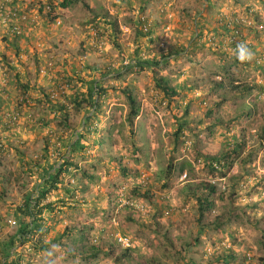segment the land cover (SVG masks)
Wrapping results in <instances>:
<instances>
[{
	"label": "rangeland",
	"instance_id": "1",
	"mask_svg": "<svg viewBox=\"0 0 264 264\" xmlns=\"http://www.w3.org/2000/svg\"><path fill=\"white\" fill-rule=\"evenodd\" d=\"M47 1L16 0L19 8L31 9L37 17L29 27L34 28L31 40L36 45L30 42L27 46L34 47L21 53L25 63L10 64L13 55L18 60L22 56L17 58L13 39L5 38L0 26V44L5 47L0 62L9 77L8 85L0 87V264L15 258L30 264H216L204 251L212 241L233 243L238 254L249 251L253 264H259L264 258V139L259 135L264 94L257 89L245 94L241 86L253 83L254 64L248 62L244 71L231 69L228 63L234 54L226 44L230 39L215 40L203 17L212 10L228 18L242 17L249 26L241 28L242 35L249 41L247 35L257 30L251 49L264 55V22L246 13L250 1L264 20V0H83L88 7L81 0L65 7L59 5L63 0H51L56 5L53 12ZM103 13L117 21L118 34L107 26L102 29L109 33H94L93 15ZM139 18L145 19L142 26ZM106 63L113 71L102 77ZM15 70L21 71L19 79L12 74ZM159 78H166L176 94L164 97L156 85ZM94 79L104 90L95 109L90 105L95 96H87ZM257 84L264 85V78ZM60 85L62 92L51 98L50 91ZM125 87L139 106L136 117L129 114ZM74 92L85 94L87 100L81 110L71 112L66 128L60 122L64 112L59 104ZM86 119L95 127L90 133L85 132ZM232 134L237 140L244 135L245 151L226 169L225 177L212 176L206 157L224 153ZM56 136L62 137L59 150L73 165L43 200L51 202L52 209L43 212L40 229L9 248L8 259H3L10 236L19 235L33 218L17 214V207L37 196L45 169L54 173L63 159L55 155L54 145L46 148ZM76 140L82 148H71ZM251 150L258 152L253 167L243 166L238 160ZM36 158L39 167L30 169ZM203 181L214 183L216 192L213 209L202 222L214 224L220 216L221 224H206L200 231L196 200L185 187ZM222 192L228 193L222 198ZM130 200L142 203L143 211L130 207ZM66 226L73 230L60 237ZM117 235L127 237L129 245L116 241ZM108 244L114 247L111 254ZM92 246L100 249L96 257L77 255ZM120 256L122 261L116 260Z\"/></svg>",
	"mask_w": 264,
	"mask_h": 264
},
{
	"label": "trees",
	"instance_id": "2",
	"mask_svg": "<svg viewBox=\"0 0 264 264\" xmlns=\"http://www.w3.org/2000/svg\"><path fill=\"white\" fill-rule=\"evenodd\" d=\"M81 1L83 2L84 6L88 7L87 2H84L83 0H81ZM235 1L237 2L239 0H235ZM71 2H72V0H63L59 5L65 7L67 5H70ZM47 4L49 5L48 8L50 7L51 8L50 10L53 12V10L56 8V5L54 4V2L51 0H48ZM6 5L10 6L11 8H17L18 9V12H17L18 16H20V13L21 14L25 13L27 15V18H28L27 20H23V21L18 19L17 22H15L16 25L23 28L24 32L21 33V35L16 34L15 31H6V34L4 36L7 39H10V40L13 39L12 46H14L13 48H14L15 54H16L17 58H18V56H20V58H21V56L23 55L21 53H25V52H24L23 47L21 46V43L18 40L22 37H25L26 33H28L29 35L32 33L33 30H32V28L29 29V27H31V25H34L35 21L31 23L30 20H31V18L33 20V19H36L37 17H36V14H34L31 11V9L24 10L21 7L19 8V6L16 5V0L7 1ZM252 8H253V4L250 1H247L246 13L251 14V15H255L253 20H255L258 23H263L264 20H260L259 16L257 15V12L255 11V9H252ZM29 11H31V12H29ZM212 12L214 14H211ZM211 13L209 16H205L203 18L205 19V22L209 26L210 25L212 26L213 31H214L213 38H215V40L217 39L219 41L220 40L224 41V39L229 38L230 42L229 41L228 42L225 41V42H226V44L230 45L231 49H233V50L236 48V45L241 41L246 42L247 45L249 46V48H252L253 42L257 38V35H256L257 30L252 29L253 31H251L249 33V35H247L248 39H249V41H247L246 36L244 37L242 35L241 28L243 26L244 27H249V26L246 25V22L244 21V19L242 17H239L236 14H233L232 18L231 17L228 18V14H223L219 10H216V11L212 10ZM48 16L52 20L55 17V16H52L51 13H49ZM109 17H112V16L109 15L108 13H103L101 16H96V14L93 15L92 26H93L94 33L99 34V35L107 33L108 32V30H106L107 27L111 31H114L117 34L120 32V29L118 28L117 21L115 19H110ZM144 20H145L144 18L138 19V22L141 23V26H142V24H144ZM102 22L104 24H102ZM10 23L11 22H9L8 24H10ZM229 23H231L232 26ZM102 27H106V28L102 29ZM220 27L223 29L222 31H224L225 28H228V29H225L226 31L222 32V31H220V29H218ZM139 31L141 32L140 28H139ZM228 31H229V33H228ZM147 32H146V34H149L151 32V29L148 33ZM222 33L223 34L228 33V34H226V36H223ZM27 38H30V37L29 36L25 37V39H27ZM220 38H222V39H220ZM10 48H11V46L8 49H10ZM84 51H85V48H84V45L82 44L81 53L83 54ZM27 53H28V51H27ZM167 54L170 55V52H168ZM259 56L264 57L263 54H259L256 52L255 57H259ZM32 57H34V59L38 58L37 55H33ZM231 57H233L232 58L233 60H231L230 63H228V65H229V67L231 66V69H234L235 72H238L240 70L244 71L243 68H247L248 66H250L248 64V62L241 63L236 58L235 55H231ZM17 61L20 62V60H18V59H17ZM64 61H66V60H64ZM79 61L83 66L84 65L83 60H79ZM251 62L254 64L255 70H257L256 71L257 73L251 79L253 81L252 84H244L241 87L246 90L245 94H248L255 89H257L258 92H260V94H264V85L263 84H261V85L257 84L258 81H260L261 79L264 78V60H255L254 59ZM82 66L80 65L79 67H82ZM234 66H236V69L233 68ZM239 67H241V68H239ZM10 68H12V66ZM112 68H113L112 64L106 63L104 65L105 73L101 74L102 77L105 74H107V73L109 74L110 72H112L113 71ZM5 73H6V80H7L6 86H7L9 83L8 82L9 77H8L7 70H5ZM15 76H17L18 79L21 77L20 74H15ZM230 79H231V81H233L232 77H230ZM64 83L67 84V83H69V81L65 79ZM156 85L162 91L163 96L166 98H171L173 95L176 94V90L168 84V80L166 78H159L158 83H156ZM215 85L216 86H222V83L219 81H216ZM22 87L25 88L26 86L23 84ZM103 91L104 90L99 85V82H96L95 79L92 80V84L89 86V88L87 90L88 98H93V96H95L93 102L90 104L91 108L94 107V109H95L96 106H98V104L101 101V95H103L102 94ZM123 92L125 93L126 98L130 104L129 114L132 117H136L139 113V106L136 103L135 97L131 94L132 92L129 91L128 88H126V87L123 88ZM48 95L49 94L44 95V96H46V98H48V100H49L50 97ZM25 99H26V97H22L21 101L22 100L24 101ZM86 100H87V98L85 97V94L74 92L73 95L69 96L68 100H65V102H62L59 104L60 110H62L64 112L63 119L60 122L63 123L66 128L70 127V121L69 120L71 117V112L72 111L78 112L79 110H81L82 109V103ZM50 101H52V100H50ZM1 103H2V100L0 99V104ZM21 105H22L21 102H17V104H16L17 107H21ZM88 119H89V117H88ZM88 119H86L84 121V124L86 123V121H88ZM130 123H131V119H130ZM215 123H221V121L216 119ZM85 126H86V129H85L86 133H90V130L92 131L93 128H95L90 123H86ZM77 135H78L79 140L81 139V137H83L82 133L77 134ZM259 135L264 139V126H263L262 130L260 131ZM232 136H231V138L226 139L227 150L224 153H222L221 155H218L219 157L218 156L206 157V159L210 160V162L206 164V167L208 168V171L212 176H214L215 174L216 175L220 174L219 177H225L226 171H227L226 169L232 166L233 162L236 161L240 157V154L244 153L245 146H246L244 135L240 134L238 140L236 138H234L235 136L237 137V135L232 134ZM79 140H76L74 145L71 146V148H75V147L82 148L83 145L79 142ZM231 140H233L234 142H232ZM63 142L64 141H63L61 136H56L53 143L47 142L46 148L48 147V145L52 146V147L54 145L53 151L56 150L55 155L56 156L59 155V157H61L63 159L61 162H59V166L57 168H55L54 173H49L45 169V174L42 176L44 178V181L40 186L42 190H39V189L37 190V196H35L33 199H31L32 197L29 196L28 198L23 200V202L19 205V207H17V214H21L22 217L28 216V217H33V218L28 220V222L25 224V228H21L19 230V235L14 234V235L10 236V238L8 239V246L9 247L7 248V251H6L5 255L3 256V259H5V258L8 259L7 257L9 256L8 255L9 248H13V247L15 248L16 246L21 245L24 241L29 240V238L32 237L33 234L37 230L40 229V227L42 225V221L44 220V218L42 216L43 212L45 210H51L52 209V203L51 202H47L44 204L42 202L46 197H48V191L52 188L57 187V183H59L61 181V176L64 175L65 173H69V169L73 165L72 161L66 159L65 154H63V152L59 150V146H61ZM262 146H264V141L262 142ZM0 150L3 151V144L1 142V139H0ZM257 153L258 152H254V150H251V151L247 152V154H245V159L240 158V160H238V161H243V166L249 165V167H253L252 162L256 159ZM229 158H231V159L229 160ZM261 159H262V163H264V151L262 152V158ZM56 163L51 164V166H53ZM39 165H40V162L38 161L37 158L32 160V163L29 164V166L31 167L30 169H36L39 167ZM244 169L250 170V168H245V167H244ZM83 175H85L88 179H91V177H92V175L87 174L85 171H84ZM240 183H242V180H240L238 185L236 184L237 188L239 187V189L241 187ZM185 188L187 190L188 195L194 197L196 200L197 211H198L197 222L200 223V226H199L200 229L199 230L201 231L207 225H214V227L219 228L220 224H221V221H218V220H221L220 216H216V218L214 220L215 221L214 224L211 222H202L204 220L206 213L209 212L211 209H213L214 202H215L214 197H215V192H216L215 184L210 182V181H203V182H198L195 184L189 183L186 185ZM85 189H86L85 187H83V188L81 187V190L85 191ZM226 193H228V192H222L220 197L223 198L224 195H226ZM142 195L143 196L147 195V192H145ZM147 214H149V212ZM45 229L47 230V228H45ZM70 229H68L67 226L64 227V230L61 231V233H60V237L64 234H66ZM72 230L73 229H71L70 232ZM194 241L196 242L197 238H194ZM195 242H190L189 244L192 245ZM189 244H186V245H189ZM210 244L211 245L207 246L204 249V251H205V253H207L206 255H208L210 257L209 260L212 262H215L216 264H232V263H235V264H253L254 263V257L251 255V253L249 251L248 252L243 251L242 254H238L236 252L235 248L232 246L233 243L230 244L227 241H221V242L212 241ZM109 247H112V250L109 249ZM113 249H114V247L111 244H108L107 249H106L107 253L108 254L113 253ZM99 250L100 249L92 246V248L89 252H85L83 250V253H85L84 255L82 254V252L77 253V255L82 256V257L88 256V255L96 257ZM126 250L128 251V249H126ZM73 251H75V250H73ZM15 260L16 261H9V262L3 261V264H30L28 261L22 263L21 258H15ZM116 260L122 261V257L121 256L116 257ZM258 262H259V264H261L262 262L264 264V258H259ZM186 264H189V262H186Z\"/></svg>",
	"mask_w": 264,
	"mask_h": 264
},
{
	"label": "built area",
	"instance_id": "3",
	"mask_svg": "<svg viewBox=\"0 0 264 264\" xmlns=\"http://www.w3.org/2000/svg\"><path fill=\"white\" fill-rule=\"evenodd\" d=\"M7 1L9 0H0V26L2 28H4V30L6 31H15L16 34L21 35V33H23V28L16 25L15 22H17L18 19L20 20H27V15L25 13L21 14L20 16L17 15L18 9L17 8H11L10 6L6 5ZM35 19L30 20V22H34ZM9 22H11L10 24H8ZM52 62H48L47 65H51ZM5 68L3 67L2 62H0V87H4L6 86L7 80H6V73H5ZM45 69L43 68V71ZM63 90V86L60 85L58 86V88L56 89V91H50V97L54 98L55 93L56 92H62ZM11 119L14 121L16 119V115L12 114L11 115ZM185 177V174L184 176ZM146 177L143 178V182L146 181ZM128 205L131 207H134L136 210L138 211H143V207L144 205L142 203H134L133 201H129ZM116 241H118L119 243L123 244L124 246H128L129 245V240L127 237H123L121 235H117L116 237Z\"/></svg>",
	"mask_w": 264,
	"mask_h": 264
},
{
	"label": "clouds",
	"instance_id": "4",
	"mask_svg": "<svg viewBox=\"0 0 264 264\" xmlns=\"http://www.w3.org/2000/svg\"><path fill=\"white\" fill-rule=\"evenodd\" d=\"M233 54L241 63L251 62L255 59V53L244 41H241L236 45Z\"/></svg>",
	"mask_w": 264,
	"mask_h": 264
},
{
	"label": "crops",
	"instance_id": "5",
	"mask_svg": "<svg viewBox=\"0 0 264 264\" xmlns=\"http://www.w3.org/2000/svg\"><path fill=\"white\" fill-rule=\"evenodd\" d=\"M33 29V31H32V33H31V35H29V37L30 38H28L29 39V41L27 42L26 41V39H25V37H22V38H20L18 41L21 43V46L23 47V49H24V52H26L27 50H31L34 46H27V44H29L30 42H32V44L34 43V41L33 40H31V37L35 34L34 33V28H32ZM24 40L26 41V42H24ZM23 41V42H22ZM35 44V43H34ZM36 45V44H35ZM4 47V45L3 44H0V50L2 49ZM28 47H29V49H28ZM26 58V56L25 55H22V58H21V60H20V62L21 63H25V62H23V60ZM39 58V57H38ZM13 60H17L16 58H14V55H13V58L11 57V62H10V64H13ZM27 62H28V60H26ZM25 69H26V67H25ZM12 74L13 75H15V74H21V71H19V70H15V71H13L12 72ZM9 75H10V73H9Z\"/></svg>",
	"mask_w": 264,
	"mask_h": 264
}]
</instances>
